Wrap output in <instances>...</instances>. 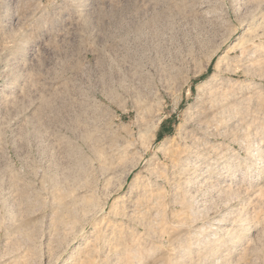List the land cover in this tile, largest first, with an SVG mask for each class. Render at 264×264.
<instances>
[{"label": "rangeland", "instance_id": "1", "mask_svg": "<svg viewBox=\"0 0 264 264\" xmlns=\"http://www.w3.org/2000/svg\"><path fill=\"white\" fill-rule=\"evenodd\" d=\"M0 264H264V0H0Z\"/></svg>", "mask_w": 264, "mask_h": 264}]
</instances>
